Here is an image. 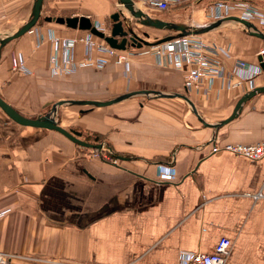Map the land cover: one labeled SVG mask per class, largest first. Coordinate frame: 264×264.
<instances>
[{"label": "crops", "instance_id": "0c3cea01", "mask_svg": "<svg viewBox=\"0 0 264 264\" xmlns=\"http://www.w3.org/2000/svg\"><path fill=\"white\" fill-rule=\"evenodd\" d=\"M32 3L0 0V13L8 11V19L20 21L13 31L28 19ZM117 8L116 0H45L43 12L85 15L108 34ZM225 31L206 41L226 64L238 58L258 61L262 46L256 39ZM85 32L41 18L8 42L1 48L0 96L35 118L49 110L43 105L49 100L106 101L144 89L178 92L207 123L217 124L232 114L242 95L264 87L261 72L234 89L215 79L186 92L189 65L161 64L145 48L125 49L130 72L93 49L92 58L107 61L101 69L52 76L49 35ZM39 35L43 41L35 47ZM83 56L78 43L75 58ZM20 59L26 72L12 69ZM57 117L74 136L104 143L108 150L19 125L0 110V209H10L0 218V250L24 257L11 264H181L191 253L213 252L222 237L231 240L229 264H264V157L212 151L215 143L264 140V91L216 129L204 126L183 99L174 97L139 95L101 107L63 104Z\"/></svg>", "mask_w": 264, "mask_h": 264}, {"label": "built area", "instance_id": "2783aa9c", "mask_svg": "<svg viewBox=\"0 0 264 264\" xmlns=\"http://www.w3.org/2000/svg\"><path fill=\"white\" fill-rule=\"evenodd\" d=\"M199 1L201 0H134V2L140 3L145 10H156L158 12L168 11L181 3L192 4ZM215 2H217V7L220 8L219 10L227 8H230V10L233 8L234 10L238 8L241 14L237 16L251 20L264 29L261 26V23L264 22V6L262 7L256 3L261 2L264 5V0H216ZM228 15L232 14H219L214 18L218 19ZM49 40L51 42V53L48 60V70L52 76H66L80 68L104 66L106 64L105 59L100 57L92 58L90 56L93 49L103 52L112 57L114 61L121 63L126 72L131 71V59L127 50L113 48L103 39L92 35L90 32H85L81 36L67 37L50 34ZM42 41V35L37 36L34 39L35 47H38ZM78 43H82L84 48V56L81 60H76L75 58V47ZM128 48L133 49V47ZM144 48L156 57L161 64L166 62L174 66H182L183 63L189 65L183 76V87L186 92H189L190 89L199 88L204 82L208 81L211 83L215 79L221 80L224 88L234 89L241 82H250L257 74L264 72L258 61L252 64L238 58L229 66L225 63L224 58L219 55L216 46L214 44L209 45L201 35L176 37L170 41ZM257 55L262 56V61L264 62V45L258 49ZM12 69L27 71L22 59L15 63ZM220 150L229 151L251 160H257L264 157V140L248 144L228 143L222 146L216 143L213 144V152ZM9 210L8 207L0 209V218ZM230 248L231 240L227 237H222L216 243L213 252L191 253L186 256V260L181 264H229ZM16 257V254L0 250V264H11Z\"/></svg>", "mask_w": 264, "mask_h": 264}, {"label": "water", "instance_id": "95a60500", "mask_svg": "<svg viewBox=\"0 0 264 264\" xmlns=\"http://www.w3.org/2000/svg\"><path fill=\"white\" fill-rule=\"evenodd\" d=\"M44 1L45 0H33L28 19L15 31H6L4 32V34L3 32H0V55H1V48L3 46H5L8 42L17 39L23 34L29 32L31 28L35 26L41 18L44 21L61 24L71 29L86 30L90 32L92 35L106 41L109 44V46L120 50H125L127 47L140 49L147 46L161 44L170 41L171 39H174L176 37H182L187 35H203L205 33L219 30L228 23L240 24L241 26L245 27L250 34L258 37L264 42V30L260 28L255 22L237 15L224 16L222 18L212 20L211 22L206 24H186L181 22H173L158 18H152L146 15V13H144L140 8H138L134 0H116L118 8L115 12H113L110 15L111 25H110L109 33L106 34L102 30H100L89 17L85 15L66 16V17L52 16V15L44 16V12H43ZM131 20H134L136 23L140 25L158 30H163L167 33L164 34L161 38H156L154 40H148L147 33H144V38H142L138 36L131 28L130 26ZM257 59L258 62L260 63V66L264 70V62L262 61V56H258ZM263 91H264V87H256L250 90L249 92H246L236 102L232 114L227 119L217 124L207 123L198 113L192 100L185 94L178 92H162L158 90H147V89L127 92L106 101L68 100V99H62L57 101L49 100L45 104H43V105H50L49 110L42 115L36 116L35 118H30L22 115L15 108H13L8 102H6L1 96H0V109L9 119H11L12 121H14L19 125L53 130L62 134L68 140L72 141L77 145L92 149L108 150L104 143H99V144L88 143L74 136L67 129L60 126L56 118L59 106L63 104H76V105H84V106H92V107H101L116 103L123 99H127L133 96H139V95H143L146 97L181 98L188 104L193 114L198 118V120L204 126L213 127L214 129H216V127L231 120L236 114H238V112L242 108V105L249 98ZM114 157H119V156L115 154Z\"/></svg>", "mask_w": 264, "mask_h": 264}, {"label": "rangeland", "instance_id": "374dc122", "mask_svg": "<svg viewBox=\"0 0 264 264\" xmlns=\"http://www.w3.org/2000/svg\"><path fill=\"white\" fill-rule=\"evenodd\" d=\"M256 3H257V5H260L262 7L264 6L261 2H256ZM62 4H64V3H62ZM62 4H61V6H63ZM216 4H217V2H215V0H201L199 2H196V3L194 2L192 4L191 3L180 4L179 6H176V7L174 6L170 10L164 11V12H158L156 10L149 11L147 9L146 10L144 8L143 9L147 12V14H149L155 18L173 21V22H181V23H186V24H206V23H209L212 20H214L215 19L214 17L219 15V14H223V15H225L227 13H231L232 15H240L241 14V12H240V10H238V8L234 9V10H233V8L231 10H230V8H227L224 10H219L220 8L217 7ZM7 12L8 11L4 10L2 13H0V32H3V34L6 31H13L14 28H16L20 22V21H14L13 19H10V18L8 19V17H7L8 15L5 14ZM46 14L47 15L48 14L53 15L51 13H46ZM124 14H126V13H124ZM53 16H55V15H53ZM109 22H111V20H109ZM130 24H131L130 25L131 28L133 29V31L138 36L144 38V33H147L148 40H154L156 38H161L164 34L167 33L163 30H158V29H154V28H150V27L140 25V24L136 23L134 20H131ZM261 26L264 28V22L261 23ZM105 29L108 31L107 28H105ZM224 31L225 32L230 31L231 32L230 34H235V37L241 36V37H245V38L256 39V41L258 42L257 44H259L261 46L264 45V42L261 39L250 34L249 31L245 27L241 26L240 24H236V23H228L227 25H224V27H222L221 29L213 31V32L205 33V34L201 35V37L205 41L207 40L209 42V39H211L213 37L217 38V36H222L223 34L221 32H224ZM101 67H94V68H100L101 69ZM44 111H47V109L43 110L42 112H44ZM56 118H58L57 115H56ZM18 257L23 258V256H21V255H17L16 258H18Z\"/></svg>", "mask_w": 264, "mask_h": 264}, {"label": "bare ground", "instance_id": "6f19581e", "mask_svg": "<svg viewBox=\"0 0 264 264\" xmlns=\"http://www.w3.org/2000/svg\"><path fill=\"white\" fill-rule=\"evenodd\" d=\"M135 4H136V6H137L138 8H140L144 13H146V15H148V16H150V17H152V18H155V17H153V16L147 14V12L143 9V6H142L140 3H138V2L136 3V2H135ZM147 47H149V46H147Z\"/></svg>", "mask_w": 264, "mask_h": 264}, {"label": "trees", "instance_id": "16d2710c", "mask_svg": "<svg viewBox=\"0 0 264 264\" xmlns=\"http://www.w3.org/2000/svg\"><path fill=\"white\" fill-rule=\"evenodd\" d=\"M215 1H216V0H215ZM181 4H188V3H181ZM179 5H180V4H178V5H176V6H179ZM176 6H175V7H176Z\"/></svg>", "mask_w": 264, "mask_h": 264}]
</instances>
